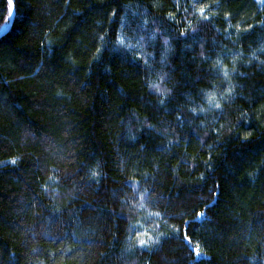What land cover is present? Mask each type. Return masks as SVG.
Here are the masks:
<instances>
[{"label": "trees", "instance_id": "obj_1", "mask_svg": "<svg viewBox=\"0 0 264 264\" xmlns=\"http://www.w3.org/2000/svg\"><path fill=\"white\" fill-rule=\"evenodd\" d=\"M10 24L0 264H264V0H0Z\"/></svg>", "mask_w": 264, "mask_h": 264}, {"label": "water", "instance_id": "obj_2", "mask_svg": "<svg viewBox=\"0 0 264 264\" xmlns=\"http://www.w3.org/2000/svg\"><path fill=\"white\" fill-rule=\"evenodd\" d=\"M12 14H13V16H12V20H13V18H14V10H12ZM12 20H11V24H12ZM11 24H10V26L4 32H2L0 34V38L3 37L4 35H6L8 33V31H9V29L11 27Z\"/></svg>", "mask_w": 264, "mask_h": 264}, {"label": "snow or ice", "instance_id": "obj_3", "mask_svg": "<svg viewBox=\"0 0 264 264\" xmlns=\"http://www.w3.org/2000/svg\"><path fill=\"white\" fill-rule=\"evenodd\" d=\"M9 2L11 3L12 0H9ZM3 31H4V29L0 28V32H3ZM121 43H124L123 39H121ZM225 75H227V73H225ZM215 106L218 108L220 105L217 103ZM143 243H144V241H141V244H143Z\"/></svg>", "mask_w": 264, "mask_h": 264}]
</instances>
